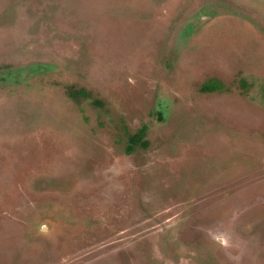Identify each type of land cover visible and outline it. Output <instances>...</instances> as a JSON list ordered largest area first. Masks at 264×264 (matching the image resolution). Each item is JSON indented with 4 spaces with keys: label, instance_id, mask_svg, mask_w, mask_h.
<instances>
[{
    "label": "rangeland",
    "instance_id": "374dc122",
    "mask_svg": "<svg viewBox=\"0 0 264 264\" xmlns=\"http://www.w3.org/2000/svg\"><path fill=\"white\" fill-rule=\"evenodd\" d=\"M0 264H264V0H0Z\"/></svg>",
    "mask_w": 264,
    "mask_h": 264
},
{
    "label": "trees",
    "instance_id": "16d2710c",
    "mask_svg": "<svg viewBox=\"0 0 264 264\" xmlns=\"http://www.w3.org/2000/svg\"><path fill=\"white\" fill-rule=\"evenodd\" d=\"M216 84H214V86H215ZM212 84L210 83V81H206V82H204V83H202L201 84V89L202 90H209V89H211L212 88ZM213 86V87H214ZM142 129H144V127H142ZM143 133H137V134H133L132 136H131V141L132 142H139V140L141 139V135H142ZM142 142V141H141ZM130 146V145H129ZM132 147V146H131ZM131 147H127L128 149L127 150H130V148Z\"/></svg>",
    "mask_w": 264,
    "mask_h": 264
}]
</instances>
